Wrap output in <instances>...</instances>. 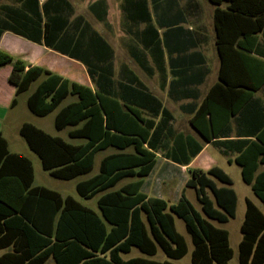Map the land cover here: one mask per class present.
<instances>
[{"label": "trees", "instance_id": "trees-1", "mask_svg": "<svg viewBox=\"0 0 264 264\" xmlns=\"http://www.w3.org/2000/svg\"><path fill=\"white\" fill-rule=\"evenodd\" d=\"M209 1L217 5L213 24L220 57L219 75L190 118V124L205 139L227 133L228 125L221 128L251 96V91L264 82V0ZM66 6L70 7L67 1ZM123 10L132 23L145 24L137 34L141 48L133 46L130 53L150 74L142 50H150L160 40L147 0H124ZM65 11L64 19L59 17L63 22L57 27L58 9H43L42 30L37 14V36L9 22L0 24V34L9 29L80 60L97 89L69 81L41 66H26L21 59L2 50L0 66L11 65L8 80L16 87V94L42 77L26 100L28 109L38 116L53 111L69 94L75 95L76 100L58 109L53 123L58 130L72 126L67 135L84 142L70 143L30 122L22 123L19 134L38 156L42 168L60 179L90 171L100 150L113 146L118 151L103 156L98 172L75 186L77 194L85 199L100 194L98 214L70 195L62 196L45 186L33 185L31 160L10 152L6 139L0 135V264H174L169 259H179L187 253L186 241L175 227V215L183 220L190 235L192 264H230L233 249L229 233L208 220L225 222L235 213L236 194L230 187L231 179L219 167L189 169L186 184L195 189L200 209L184 194L174 203L146 196L140 191L139 179L113 188L124 178L142 177L150 172L154 151L162 144L163 128L169 129L170 115L131 71L134 86H125L130 90L128 98L115 93L109 84L112 79L106 76L108 66L99 63L111 56V48L88 24L76 37L73 31L66 30L63 44L59 33L64 26L68 27L72 9ZM245 51L255 55L244 61L248 80L230 72L237 63L235 55L239 57ZM15 103L13 98L11 105ZM159 113L167 115L163 126L154 121ZM252 134L254 139L239 141L241 148L234 162L241 167L242 180L264 204V170L257 171L259 164H264V123ZM128 147L132 150L127 151ZM213 178L223 185L218 186ZM239 230V264H264V213L249 199H245ZM132 246L147 256H153L160 248L168 259H123L121 252H128Z\"/></svg>", "mask_w": 264, "mask_h": 264}, {"label": "crops", "instance_id": "crops-1", "mask_svg": "<svg viewBox=\"0 0 264 264\" xmlns=\"http://www.w3.org/2000/svg\"><path fill=\"white\" fill-rule=\"evenodd\" d=\"M66 1L70 5L69 8L66 6ZM205 2H207V9L201 8L200 0H171L168 7L164 6L167 9L158 6L154 0V11L148 6L160 40V43H156L150 50H142L147 65L151 68L150 74L138 65L130 53L133 46L137 49L141 48L136 34L145 24L138 23L136 26L131 24L123 10L124 0H0V24L9 22L37 36L34 22L38 20L37 14H40L42 30L45 20L43 9H58L57 27L63 22L59 19L60 15L64 19L65 9H72L68 17V27L64 26L59 33L63 44L66 30L73 31L76 37L79 30L88 24L111 48V56L99 63L108 66L106 76L112 79L113 82L109 84L112 85L115 93L128 98L130 90L125 86H134L131 84V71L147 91L161 102L162 107L167 109L170 115L167 122L169 129L166 131L163 128L162 144H159L154 151V164L150 172L142 177H128L132 179L118 187L139 179L141 180L140 191L146 196L158 197L174 203L184 194L191 203L193 199L199 203L195 189L186 184L190 178L189 169L207 170L216 166L226 173L225 166L237 164L234 162V157L241 148L239 141L254 139L252 131L260 123L261 125L264 123L263 82L261 86L251 91V96L229 117L221 130L227 125L230 129L222 134L223 136L205 139L190 124L193 112L201 103L209 87L218 81L220 67L213 24V11L217 5L209 0ZM221 6L224 7L225 4ZM131 35L136 39L134 44H131ZM57 40L59 41L56 44L59 45V36ZM0 50L21 59L26 66H41L69 81H76L94 90L97 89L85 64L60 50L46 46L42 41L37 42L12 30L4 29L0 34ZM252 56H255L252 51H245L239 57L235 55L237 63L233 61L236 65L230 68V72L248 80L249 72L244 66V61L251 60ZM10 70L9 64L0 66V135L5 139L1 130L3 121L14 116L13 110L18 104V97L24 92L16 94V87L8 80ZM41 79L42 77L33 82L37 85ZM123 85L124 89H120ZM13 98L16 99V103L11 105ZM59 105L55 108L56 112L62 107ZM144 116L149 117L148 114ZM166 119L167 115L162 116L160 113L154 116L155 124L162 126ZM22 123L24 122H20V126ZM221 155L223 156L222 164L218 158ZM186 159H189L187 163L181 162ZM238 166L241 175V167ZM262 170H264V164H259L257 171ZM213 179L218 186L223 185L216 178ZM235 194L237 201L236 191ZM245 199L251 200L247 196L244 201Z\"/></svg>", "mask_w": 264, "mask_h": 264}, {"label": "rangeland", "instance_id": "rangeland-1", "mask_svg": "<svg viewBox=\"0 0 264 264\" xmlns=\"http://www.w3.org/2000/svg\"><path fill=\"white\" fill-rule=\"evenodd\" d=\"M170 1L171 0H156V3L158 4V6L163 7L164 9H167L164 6L168 7ZM200 1L202 2L201 8L203 7V9H207V2H205L206 0H200ZM147 4L154 11L153 5H152V4H154V0H147ZM149 7H148V9H150ZM149 12H150V10H149ZM157 20H159V18ZM131 24H132V22H131ZM133 25L136 26L137 24L133 23ZM136 38H137V40H139L138 36H136ZM135 40L136 39L131 35L130 36L131 44H134ZM35 85H36V82L31 83L29 85V87L27 88V90H25L23 93L20 94V96L18 97V104L16 105V107L13 110L14 116H12L11 118H7L5 121H3V124L1 126V130L3 131V134L8 141V149L12 152L21 153V154L27 156L31 160L32 167H33V174H34L33 185L45 186L47 188H50L52 190L59 192L62 196L70 195V196L74 197L76 200H78L80 203H82L83 205L93 209L94 211H96L99 214L100 212H99V208L97 205V198L99 197L100 194H96L95 196H93L91 198L85 199V198L80 197L77 194L75 186L79 181L85 180V179L89 178L90 176H92L93 174L97 173L99 170L100 159L103 156H105L106 154L112 153V152L116 151L117 149L113 146H109L103 150L98 151L95 155V159H94L92 169L90 171L84 173V174H79V175H77L73 178H70V179H60V178H56V177L51 176L47 170H44L42 168L38 156L28 147L24 138L19 134L20 122H30L33 125L43 129L45 132H47L51 135L60 136L64 140H66L70 143H73V144L82 143V142H84V139L70 138L67 135V131L70 128H72V126L68 125V126H65L63 129H60V130L55 128L53 120H54V114H55L57 109L50 112L46 116L45 115L44 116H38L28 109V107L26 105V97L34 89ZM75 99H76L75 95L69 94L60 103L59 107L66 105L67 103H69ZM126 150L131 151L132 147H128ZM218 158H219V162L221 163L223 156L221 155ZM225 171L231 178V185L230 186L237 193V201H236V205H235L234 216L230 217L225 222H219L215 219H210V218H208V220L217 227L227 229V231L229 233V239H228L229 245L233 249V256L230 259L229 263L230 264H239L237 245H238L239 240L241 239V233H240L239 228H240V224L242 223V220L244 217V211H245L244 198L246 196L249 197L253 201V203L263 213H264V204L262 203V201L260 199H258L254 195L250 186L242 180L241 175H240L239 166L237 164H232L231 166H225ZM131 179L132 178H128V177L124 178L113 188L114 189L118 188V186L120 184L127 182ZM192 203L197 209H200L199 203L196 202V200L193 199ZM174 217H175L174 220H175L176 230L184 236L186 243H187V246H188V251L183 257H181L177 260H174V259H169V260L171 262H173L174 264H192L190 252H191L193 245H192V242L190 239V235L187 233V231L185 229L183 220L176 215ZM136 256L150 257V258H152L154 260H158V261L168 259L160 248L157 249V252L153 256H147V255L143 254L135 246H132L128 252H121V257L123 259H129V258L136 257ZM48 262H51V260H49Z\"/></svg>", "mask_w": 264, "mask_h": 264}]
</instances>
